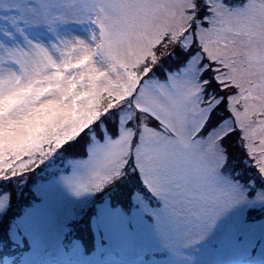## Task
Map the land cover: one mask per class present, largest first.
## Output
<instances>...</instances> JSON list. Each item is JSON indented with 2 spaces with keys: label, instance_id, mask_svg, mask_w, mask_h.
I'll list each match as a JSON object with an SVG mask.
<instances>
[{
  "label": "snow or ice",
  "instance_id": "obj_1",
  "mask_svg": "<svg viewBox=\"0 0 264 264\" xmlns=\"http://www.w3.org/2000/svg\"><path fill=\"white\" fill-rule=\"evenodd\" d=\"M0 251L264 264V0H0Z\"/></svg>",
  "mask_w": 264,
  "mask_h": 264
}]
</instances>
